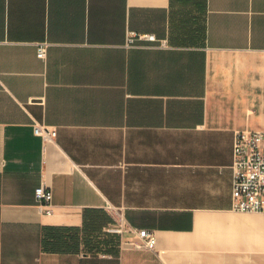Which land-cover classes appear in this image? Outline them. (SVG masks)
Masks as SVG:
<instances>
[{
	"label": "crops",
	"instance_id": "0c3cea01",
	"mask_svg": "<svg viewBox=\"0 0 264 264\" xmlns=\"http://www.w3.org/2000/svg\"><path fill=\"white\" fill-rule=\"evenodd\" d=\"M243 130L264 0H0V264H264V213L232 208Z\"/></svg>",
	"mask_w": 264,
	"mask_h": 264
},
{
	"label": "built area",
	"instance_id": "2783aa9c",
	"mask_svg": "<svg viewBox=\"0 0 264 264\" xmlns=\"http://www.w3.org/2000/svg\"><path fill=\"white\" fill-rule=\"evenodd\" d=\"M147 39L156 41V36L128 31L127 43L132 45L136 40ZM47 46L38 47V57H46ZM34 132L44 141L56 136V131L35 126ZM35 196L42 208L50 212L53 194L45 185L35 190ZM232 208L238 212L264 213V130L237 131L233 140L232 163ZM137 247L153 250L156 246V236L148 230L138 233Z\"/></svg>",
	"mask_w": 264,
	"mask_h": 264
}]
</instances>
